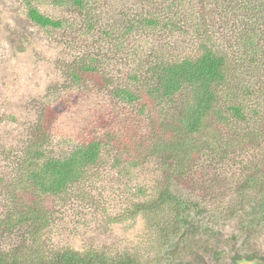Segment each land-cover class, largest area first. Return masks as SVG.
<instances>
[{
	"label": "rangeland",
	"instance_id": "obj_1",
	"mask_svg": "<svg viewBox=\"0 0 264 264\" xmlns=\"http://www.w3.org/2000/svg\"><path fill=\"white\" fill-rule=\"evenodd\" d=\"M215 1L83 0V7H72L56 0H0V224L7 216L44 203L46 220L39 224L42 240L36 249L43 256L68 251L104 255L109 261L128 255L132 264H213L214 245L228 256L239 252L264 258V204L260 215H249L263 200L249 192L240 194L246 174L254 172H248L252 165L245 164L264 166V139L248 141V149L233 140L228 153H235L220 163L201 155L194 171L173 183L176 196L198 206L187 215L184 237H173L160 248L148 219L152 215L130 214L136 202L155 197L163 171L157 159L149 158L133 169L127 167V160L129 164L133 155L141 154L142 146L166 134L159 117L170 111L163 107L151 116L150 108L121 101L113 92L125 86L137 60L145 59L147 53L138 51L141 47L156 50L157 56L167 52L176 59L199 57L194 47L197 19L202 14L216 30L227 20ZM29 7L64 21V28L34 26L27 17ZM237 7L232 0L230 9ZM152 12L159 16L153 29L142 27L138 35L129 36L122 45L126 53L111 51L109 40L117 31ZM162 20L178 26L179 31H174L178 34L164 32ZM239 21L244 26L248 22ZM240 30L235 33L239 40ZM82 64L97 71L81 72ZM72 69L80 81L70 76ZM237 124V128L245 125ZM107 134L127 140L129 152L121 151L119 164L114 163L115 153L106 152L102 162L60 198L39 197L18 174L17 164L32 142H39L47 156L64 158ZM147 157L148 151L143 159ZM200 209L205 213L200 215ZM27 231L0 227V250L13 255L30 251L31 244L19 238ZM217 264L230 263L226 257Z\"/></svg>",
	"mask_w": 264,
	"mask_h": 264
},
{
	"label": "trees",
	"instance_id": "obj_2",
	"mask_svg": "<svg viewBox=\"0 0 264 264\" xmlns=\"http://www.w3.org/2000/svg\"><path fill=\"white\" fill-rule=\"evenodd\" d=\"M231 1L216 0L213 3L227 19L223 28L212 29L202 14L197 19L198 34L194 47L200 53L199 57L176 59L172 53L167 52L164 56L160 53L157 56L156 50L149 52V49L145 51L141 47L138 51L147 53L145 59L137 60L125 86L113 92L121 101L150 108L151 116L163 107L170 111L159 117L165 124L163 128L166 134L142 146L141 154L137 157L133 155L129 164L127 160V167L133 169L149 158L157 159L158 167L163 171L155 197L136 202L130 211L133 217L152 215L148 219L156 231V242H159L160 248L173 237H184L183 229L189 224L187 215L198 209L193 202L183 200L172 192L173 183L185 180L194 171L195 162L201 155H210L220 163L221 158L227 160V154L235 153H228L234 146L233 140H239L240 146L247 148L248 141L252 143L253 140L264 139V0H236L238 7L234 11L230 9ZM56 2L61 6L84 5L83 0ZM85 11L89 13V10ZM245 16L247 18H243ZM27 17L34 26L42 29L60 30L65 26L64 21L54 20L30 7ZM158 18L157 12H152L150 17L130 22L128 29L117 31L115 37L109 40L111 51L126 53L122 51V45L129 36L138 35L142 27L153 29L159 22ZM239 18L248 21L245 26ZM161 24H164L163 30L169 35L179 31L178 26H170V23L163 20ZM241 28L243 33H240L239 40L235 33L241 32ZM108 36L104 33L103 38L107 39ZM79 68L86 73L97 71L96 67L84 64ZM70 76L80 81L78 73L73 69ZM246 76L250 80L245 79ZM237 123L245 125L237 128L240 125ZM128 146L127 140H115L107 134L60 158L47 156L39 142H32L17 164L18 174L39 197L60 198L69 187L82 180L88 169L97 167L106 152L115 153L114 163L119 164L123 157L121 151L129 152ZM147 151L149 157L144 160ZM246 165H252L248 172L251 169L254 172L246 174L240 194L249 192L258 200H263V203L260 202L249 212V215L256 216L260 215L264 204V166L252 162ZM46 206L41 203L40 207L32 206L28 212L15 213L3 220L0 227L4 229L26 227L28 231L23 232L19 238L21 243L31 244V250H22L14 255L0 250V264L134 263L128 255L118 256L111 262L104 255H78L68 251L52 253L51 256L40 255L36 251L42 240L38 227L46 220ZM204 211L200 209L199 214H204ZM261 260L264 261V258Z\"/></svg>",
	"mask_w": 264,
	"mask_h": 264
},
{
	"label": "flooded vegetation",
	"instance_id": "obj_3",
	"mask_svg": "<svg viewBox=\"0 0 264 264\" xmlns=\"http://www.w3.org/2000/svg\"><path fill=\"white\" fill-rule=\"evenodd\" d=\"M211 249H212L211 255H212L213 264H217V262H221L222 259H225L226 257H228L230 264H264V261L258 259L256 255L242 256L243 254L239 252L237 253L234 252L232 255L228 256V254H225L223 250L214 249V245H212Z\"/></svg>",
	"mask_w": 264,
	"mask_h": 264
}]
</instances>
